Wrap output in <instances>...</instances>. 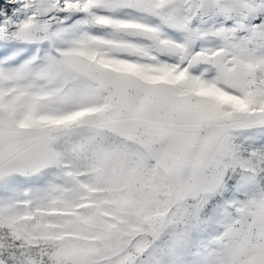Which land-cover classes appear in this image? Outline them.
Listing matches in <instances>:
<instances>
[{
	"label": "crops",
	"instance_id": "crops-1",
	"mask_svg": "<svg viewBox=\"0 0 264 264\" xmlns=\"http://www.w3.org/2000/svg\"><path fill=\"white\" fill-rule=\"evenodd\" d=\"M13 3L0 41H50L72 103L34 121L0 101V230L54 207L85 226L86 205L149 201L155 174L162 210L142 220L161 229L165 264H264V0ZM62 4L128 28L132 52L62 47Z\"/></svg>",
	"mask_w": 264,
	"mask_h": 264
},
{
	"label": "rangeland",
	"instance_id": "rangeland-1",
	"mask_svg": "<svg viewBox=\"0 0 264 264\" xmlns=\"http://www.w3.org/2000/svg\"><path fill=\"white\" fill-rule=\"evenodd\" d=\"M5 1L12 4L9 7L12 12L13 0ZM63 5L61 16L64 27L70 31L63 35L62 47L72 49L79 45L85 52L97 55L132 52L128 28H119L112 21L102 23L91 12L70 11ZM0 12L8 14L4 9ZM2 26L11 31L10 23ZM76 39L79 42L75 43ZM1 43L0 101L13 105L28 120L48 121L55 118L56 110L69 113L72 103L69 85L53 83L54 78L60 77V68L53 65L60 53L52 51L51 42L47 41L40 51H36L34 44L12 38ZM257 156L262 158L261 151H257ZM110 162L117 172L109 177L111 182L114 179L117 185H122L128 181L129 176L123 175V161ZM154 176L149 175L148 179L149 201L144 197V201L140 198L134 202L86 205V227L68 225V214L57 210L61 207H54V212L37 208V214L24 220L18 231L0 230L5 264H165L167 254L161 229L157 222L142 220L144 215L155 217L162 210L163 199H158ZM130 179L139 181V175H131ZM120 194L124 199V193ZM68 212L71 220L73 215L79 220L77 208ZM177 256L175 252L169 254L170 263Z\"/></svg>",
	"mask_w": 264,
	"mask_h": 264
},
{
	"label": "trees",
	"instance_id": "trees-1",
	"mask_svg": "<svg viewBox=\"0 0 264 264\" xmlns=\"http://www.w3.org/2000/svg\"><path fill=\"white\" fill-rule=\"evenodd\" d=\"M11 5H9L5 0H0V11L4 9L6 13L9 14L11 12V8H9Z\"/></svg>",
	"mask_w": 264,
	"mask_h": 264
},
{
	"label": "built area",
	"instance_id": "built-area-1",
	"mask_svg": "<svg viewBox=\"0 0 264 264\" xmlns=\"http://www.w3.org/2000/svg\"><path fill=\"white\" fill-rule=\"evenodd\" d=\"M10 1H12V0H10Z\"/></svg>",
	"mask_w": 264,
	"mask_h": 264
}]
</instances>
